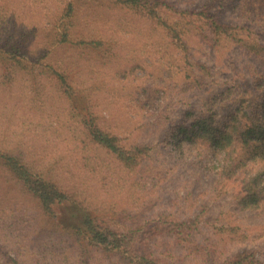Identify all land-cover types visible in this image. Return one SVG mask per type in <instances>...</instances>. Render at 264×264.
<instances>
[{
    "label": "rangeland",
    "instance_id": "obj_1",
    "mask_svg": "<svg viewBox=\"0 0 264 264\" xmlns=\"http://www.w3.org/2000/svg\"><path fill=\"white\" fill-rule=\"evenodd\" d=\"M174 1L183 7L190 0ZM66 2L0 0V30L7 20L14 24L23 19L41 30L48 19L43 12L55 13ZM78 4V32L112 49L55 46L44 32L31 37L26 43L30 60L14 71L11 84L0 87V150L17 149L29 162L49 168L53 181L75 191L76 197L81 193L93 204L113 209H141L142 220L164 214L167 220L180 221L201 213L210 228L239 227L245 244L230 250L253 249L264 262V213L241 210L236 199L258 164L246 174L223 177L215 160L196 163L175 146L179 127L200 112L211 114L202 105L212 97L229 96L225 107L214 110L213 123L223 121L239 96L252 98V106L264 104V0H234L222 12L224 22L233 25L232 40L217 43L207 35L204 41L192 31L186 59L183 51L166 48L162 34L133 11L109 0ZM246 42L262 46L248 49ZM44 54L39 62L54 63L75 82L85 83L83 87L97 81L99 88L88 91V98L101 125L126 143L147 145L138 169L108 165L103 152L86 147L82 129L65 124L66 107L55 77L37 66ZM103 175L111 182L100 186ZM12 180L0 163V194L17 196L19 188Z\"/></svg>",
    "mask_w": 264,
    "mask_h": 264
},
{
    "label": "trees",
    "instance_id": "obj_2",
    "mask_svg": "<svg viewBox=\"0 0 264 264\" xmlns=\"http://www.w3.org/2000/svg\"><path fill=\"white\" fill-rule=\"evenodd\" d=\"M66 1L55 13L43 12L48 19L41 30L25 19L5 22L0 30V87L11 84L14 71L30 60L27 44L39 33L44 32L55 46L100 45L101 49H112L100 39L78 32L77 18L82 14L79 0ZM109 1L146 19L162 34L165 47L183 51L185 59L190 47L188 36L194 30L201 40L211 35L210 40L217 43L235 36L233 25L222 18L234 0H190L183 7L174 0ZM14 10L12 19L16 18ZM246 45L256 51L262 46L258 42ZM45 56L37 66L55 77L59 99L66 107L65 124L82 129L86 147L94 153L103 152L108 165L129 172L138 169L147 145L126 143L101 125V117L92 111L94 104L88 98V91L99 88L97 81L83 87L85 83L75 82L69 72L54 63L39 62ZM227 97L215 96L204 102L202 111L211 114L200 112L179 127L175 146L196 163L215 160L223 177L246 174L258 164V171L245 178L236 199L241 210L264 213V104L252 106V98L239 96L223 121L213 123L214 110L225 107ZM0 163L15 179L12 185L14 182L19 188L17 196L0 194V264H264L253 249L230 250L245 244L246 235L239 227L210 228L200 219L201 213L180 221L167 220L164 214L142 220L141 209H113L93 204L81 193L76 197L75 191L53 181L49 168L29 162L17 149L0 150ZM108 182L111 178L103 175L100 186Z\"/></svg>",
    "mask_w": 264,
    "mask_h": 264
}]
</instances>
